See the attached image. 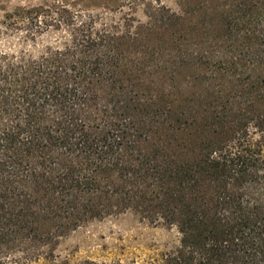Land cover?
<instances>
[{"label":"trees","instance_id":"obj_1","mask_svg":"<svg viewBox=\"0 0 264 264\" xmlns=\"http://www.w3.org/2000/svg\"><path fill=\"white\" fill-rule=\"evenodd\" d=\"M233 6L214 24L230 31L222 20L242 17L240 38L264 64V0ZM36 15L24 10L12 23L30 37L62 26ZM204 17L171 13L145 33L73 19L62 46L0 51V264L52 254L82 224L126 211L177 229L178 245L157 264H264V154L244 123L249 115L264 131V74L217 89L231 96L219 110L199 79L192 93L174 84L207 51L178 45L206 39ZM159 35L178 46L155 62Z\"/></svg>","mask_w":264,"mask_h":264},{"label":"rangeland","instance_id":"obj_2","mask_svg":"<svg viewBox=\"0 0 264 264\" xmlns=\"http://www.w3.org/2000/svg\"><path fill=\"white\" fill-rule=\"evenodd\" d=\"M237 1L0 0V51L10 54L23 52L27 55L38 56L48 46H62L69 39L71 30V28H67L66 23L73 22V19L74 22L82 19H93L98 28L106 26L119 31L130 30L135 25L141 24L143 26L140 31L145 33L147 31L146 25H149V21L154 18H165L172 13L194 21L195 19L199 20L200 14H202L205 16V22H207L206 39L199 41L194 39L196 35H180L182 37L178 39V45L187 48V53L190 55L194 54L199 46H202L200 42H204L207 47H204L202 51L205 49L207 51L196 59L197 67L188 69L187 77L177 79L178 81H175L174 84L177 89L181 85L183 87L180 89H183V92L192 93L196 88H199L197 84L192 82L196 81L195 78L199 79L201 81L200 88H206L205 90L208 91L207 97L204 96L203 99L212 98L214 102L213 100L210 101L216 104V108L219 110L224 106L225 99L230 100L231 96L228 94L226 98H223L225 96L222 91L220 92L221 95L215 93L217 89L220 90L223 86L225 88L226 85L237 84V77L243 78L247 74L255 76L264 74V64L259 51H256L249 42L240 38L243 36L242 32L245 31L244 24H246L241 21L242 17L238 20L239 15L233 13L230 17L226 16L222 20L224 26L230 25L232 27L230 31L221 27L217 28L214 24L222 11L223 17L230 13ZM34 8L37 12L36 16H39L41 20L50 24H55L53 20H61L62 26L51 25L41 33H36L30 37L23 29H19L18 25L12 23L16 14ZM215 38L217 42L214 41ZM178 45H175V42L164 41V36L159 35V43H156V49H154L155 58H152V61L160 62L159 59L161 60V57L167 53L171 54L173 58L176 55L175 48ZM147 50L150 52L148 47ZM158 55H161L159 59H157ZM152 61L147 63L148 67ZM170 71L166 70V72ZM179 71H183L184 74L187 73L185 69ZM224 71H227L230 77L223 75L222 72ZM158 82L160 83V80ZM159 83L155 85L158 86ZM216 95L221 96L222 99L217 98ZM176 98L178 102L182 103L180 96H176ZM189 100L184 101L189 103ZM234 100L236 102L241 101L240 97L237 96L233 98ZM246 116L245 130L252 139L257 140L258 144L262 146L264 154V131L255 129L252 125V117ZM215 127H218V124H215ZM179 237L180 235L174 226L154 225L139 215L126 211L82 224L61 238L52 254L44 252L37 260L26 264H82L85 260L104 264H157L164 253L173 250L178 245Z\"/></svg>","mask_w":264,"mask_h":264}]
</instances>
